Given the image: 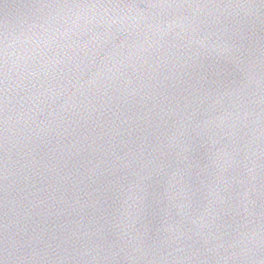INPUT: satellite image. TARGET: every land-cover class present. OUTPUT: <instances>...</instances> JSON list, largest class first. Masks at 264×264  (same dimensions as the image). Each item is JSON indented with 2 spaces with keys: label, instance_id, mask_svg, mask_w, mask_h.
<instances>
[{
  "label": "water",
  "instance_id": "obj_1",
  "mask_svg": "<svg viewBox=\"0 0 264 264\" xmlns=\"http://www.w3.org/2000/svg\"><path fill=\"white\" fill-rule=\"evenodd\" d=\"M0 264H264V0H0Z\"/></svg>",
  "mask_w": 264,
  "mask_h": 264
}]
</instances>
